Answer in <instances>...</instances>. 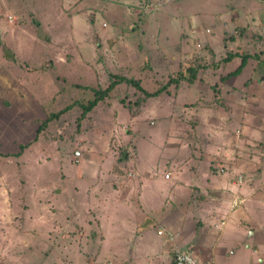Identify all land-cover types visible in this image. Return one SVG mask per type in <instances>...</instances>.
Here are the masks:
<instances>
[{
  "label": "rangeland",
  "instance_id": "1",
  "mask_svg": "<svg viewBox=\"0 0 264 264\" xmlns=\"http://www.w3.org/2000/svg\"><path fill=\"white\" fill-rule=\"evenodd\" d=\"M263 49L264 0H0V264H264Z\"/></svg>",
  "mask_w": 264,
  "mask_h": 264
},
{
  "label": "trees",
  "instance_id": "2",
  "mask_svg": "<svg viewBox=\"0 0 264 264\" xmlns=\"http://www.w3.org/2000/svg\"><path fill=\"white\" fill-rule=\"evenodd\" d=\"M236 55L237 54H235V53H228L226 55V57H224L222 59V61L225 62L228 59H230L231 57L236 56ZM247 58H250L254 61L252 70L255 71L257 76H258L256 78V81L263 80L264 79V55H262L261 57H259L257 54L249 55L246 53L239 55V59H240L239 64L231 73H227V74H235V73L239 72L242 65L244 64V62ZM195 70H196V68H193L192 66L185 67V69L183 71L181 70L175 78H170L168 81H166L165 83L160 85L154 91H145L143 88H141L139 86V83L137 80H134L131 78H125L123 76H118L116 79L111 80L105 88L92 89L91 98L87 99L85 102L78 103V105L81 109V115L80 116L87 114L96 105V103H98L99 101L104 99V97H106L108 95L110 90L117 83L125 82L128 84H131L132 86H134L136 89H138L143 94V97L147 98V97H152V96L158 95L161 91H163L167 88L168 84H170L171 82L176 84L179 79L180 80L182 79V80L187 81V82H191L195 76V73H196ZM183 72H186V74H184ZM225 76L220 77V79H223ZM54 116H55V114H49L48 117L46 118V120H49V119L53 118ZM42 124H44V121H41L40 124L38 125V127L41 126ZM25 146H26V144L25 145L24 144H17L16 145L17 150L15 152L5 153V154L0 153V156H7V155L16 156L19 154V152H21V150ZM122 151H123V156L120 157L118 160H125V157H126L125 150H122ZM118 172L121 173L120 171H118ZM170 264H172L171 259H170Z\"/></svg>",
  "mask_w": 264,
  "mask_h": 264
},
{
  "label": "crops",
  "instance_id": "3",
  "mask_svg": "<svg viewBox=\"0 0 264 264\" xmlns=\"http://www.w3.org/2000/svg\"><path fill=\"white\" fill-rule=\"evenodd\" d=\"M263 51H264V49H263ZM264 55V54H263ZM243 69V68H242ZM242 69H240V71L239 72H237V73H235V74H231L230 76L232 77V84H234V83H238V84H242V87H244V86H248V85H251V83L250 84H248V81H247V77L246 78H243L242 76H241V70ZM251 72H253V74L251 75V77L252 78H254V80L256 81V78L258 77L257 76V74H256V72L255 71H253V70H251ZM253 82V84L255 85V86H260V84H264V79L263 80H259V81H256V82ZM245 90V89H244ZM246 92V91H245ZM247 93V92H246ZM245 93V94H246ZM256 95V96H255ZM263 97H264V92L263 91H261V90H258V92L256 93V94H253L252 96H250V98L251 99H248V100H252V102H255L256 100H258V99H260L261 101H263L264 99H263ZM236 100H237V98H236ZM252 105L253 104H251V102H244L243 104H241L240 106V109H239V111H238V126H239V129H240V132L241 133H245V134H248L249 132H250V120H249V117H250V106L252 107ZM236 106H238L237 104H236ZM205 109V108H204ZM204 109H200V108H198V110H197V113L199 114V115H201V117H203L204 118V116H205V110ZM255 109L257 110L258 108H256L255 107ZM261 110H263V109H261ZM205 119H206V117H205ZM212 119H214V118H212ZM235 119V118H234ZM216 121H218V120H216ZM257 124V123H256ZM252 125H253V123H252ZM257 125H259V124H257ZM205 129H207V132H206V134H207V136H214L213 134L214 133H216L217 131H216V129L215 128H205ZM205 141H204V147L202 146V150L203 151H206L207 153H206V155H209V156H211L210 155V152H211V143H210V138H206V139H204ZM212 148H215V149H217V151H218V149H219V147L218 146H212ZM226 155L227 153H223V155ZM217 177H219V176H217L216 174H214L213 175V178H211V176H210V178H209V182H212L213 180H215V179H217ZM238 177V175L236 176V178ZM206 180V182H208ZM237 181H238V179H237ZM238 182H240V181H238ZM233 184H235V182H233ZM233 207V206H232ZM206 227V226H205ZM209 228V227H208ZM214 237V236H213ZM249 247V244L246 246V248H248ZM172 248H177V246H172ZM177 249H179V248H177ZM252 250L253 251H255L256 250V248H254L253 246H252ZM193 252V251H192ZM193 254L196 256V258L197 259H199V260H201V261H205V262H208V263H210V264H212L211 263V261L209 260V258L208 257H206V258H199L198 256H197V254H195L194 252H193ZM171 256V255H170ZM155 258V257H154ZM211 258V257H210ZM244 260H247V259H244ZM244 260H243V262H244Z\"/></svg>",
  "mask_w": 264,
  "mask_h": 264
},
{
  "label": "built area",
  "instance_id": "4",
  "mask_svg": "<svg viewBox=\"0 0 264 264\" xmlns=\"http://www.w3.org/2000/svg\"><path fill=\"white\" fill-rule=\"evenodd\" d=\"M164 178H167V173L163 175ZM238 181H240V177H237ZM240 201L232 202V206H235ZM157 234H160V231L157 230ZM168 239H171L170 233H167ZM170 259L172 260V264H210L205 261H201L196 258L193 252L189 249H174L171 253Z\"/></svg>",
  "mask_w": 264,
  "mask_h": 264
}]
</instances>
